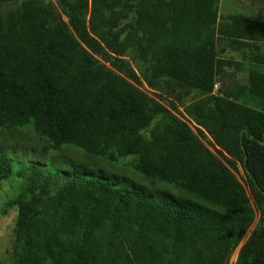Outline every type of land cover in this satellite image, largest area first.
I'll list each match as a JSON object with an SVG mask.
<instances>
[{"label":"trees","instance_id":"1","mask_svg":"<svg viewBox=\"0 0 264 264\" xmlns=\"http://www.w3.org/2000/svg\"><path fill=\"white\" fill-rule=\"evenodd\" d=\"M11 1L0 0V132L29 130L45 152L134 156V172L187 196L117 189L72 160L45 174L0 146V182L25 184L8 205L11 260L228 264L255 216L225 165L238 162L260 220L234 264H264V16L220 18V0H57L63 21L51 3L3 10ZM226 49L248 67L220 58ZM142 86L197 98L183 121Z\"/></svg>","mask_w":264,"mask_h":264},{"label":"rangeland","instance_id":"2","mask_svg":"<svg viewBox=\"0 0 264 264\" xmlns=\"http://www.w3.org/2000/svg\"><path fill=\"white\" fill-rule=\"evenodd\" d=\"M23 1L26 0H13L4 5L2 9H12ZM39 1L51 3L60 14L61 19L66 21L61 9L58 7L57 0ZM218 12L220 18L231 14H249L262 17L264 16V0H220ZM222 47L223 45L218 43L216 48L217 53H219V49ZM247 55L249 56L250 53L247 52ZM218 56L223 59L238 61L244 64L245 67H248V63L250 61L244 60L240 54L231 53L227 49L222 55L218 54ZM126 58L129 60L131 67L137 70L138 62L135 57L132 54H128ZM237 77L243 79L244 75L242 73H238ZM224 82L227 83V80L225 79ZM219 85L220 81L217 79L214 89H217ZM140 89L164 105L168 110H171L168 103H175L178 112L175 111L173 113L183 121H185V118L181 114L183 106L189 104L193 99L197 98V95L193 93L184 100H178L174 95L169 94L166 91H154L148 89L145 86L140 87ZM187 124L190 126L193 132L197 134L194 126L189 122H187ZM203 142L210 151L215 153L213 147L208 141L204 140ZM0 146H2L8 154L17 153L19 162L23 165L27 163H34L38 165L45 174L46 170L50 168L67 170L70 167L69 161L72 160L84 165V167L91 172L104 175L106 177L104 181L110 182L117 189L136 191L135 189L138 187L145 191V193L152 195L154 198H157L158 195L163 193H167L168 195L177 198L187 197L182 191L176 189L172 185L164 184L158 180L146 179L134 172L131 166V164L136 161V157L134 156H128L119 159L114 163H110L100 157H89L72 148H62L57 152H52L48 149V151L45 152L43 151V147L47 146V142L44 139L34 135L29 130L12 133L0 132ZM225 165L244 188L246 195L248 196L254 209L255 215L253 224L245 232L240 246L234 251L231 258L229 259L228 264H234L239 248L248 239L254 228L259 223L260 215L255 204L253 203V200L251 199L245 172L242 166L238 162H236L235 166L233 167L228 163H225ZM24 185V182L12 178L0 182V264H15L11 258L15 243V220L17 217V207L8 205L21 193Z\"/></svg>","mask_w":264,"mask_h":264}]
</instances>
